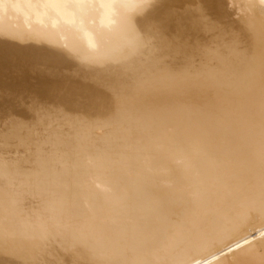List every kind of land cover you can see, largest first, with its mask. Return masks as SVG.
Here are the masks:
<instances>
[{"label": "bare ground", "instance_id": "1", "mask_svg": "<svg viewBox=\"0 0 264 264\" xmlns=\"http://www.w3.org/2000/svg\"><path fill=\"white\" fill-rule=\"evenodd\" d=\"M263 244L264 0H0V264Z\"/></svg>", "mask_w": 264, "mask_h": 264}, {"label": "rangeland", "instance_id": "2", "mask_svg": "<svg viewBox=\"0 0 264 264\" xmlns=\"http://www.w3.org/2000/svg\"><path fill=\"white\" fill-rule=\"evenodd\" d=\"M178 163H180V162H178ZM178 163H177V164H178ZM182 163H183V161H182ZM182 163H181V164H182ZM178 165L180 166V164H178ZM263 245H264V244H263ZM262 247H263V246H262ZM262 247H261V245H259L258 247H256V248L254 249V251H255L256 253H259V252H260V253H261V252L263 253V252H264V248H262ZM257 248H258V249H257ZM260 253H259V255L262 254V253H261V254H260ZM249 256H250V255H248V256L246 255V257H249Z\"/></svg>", "mask_w": 264, "mask_h": 264}]
</instances>
